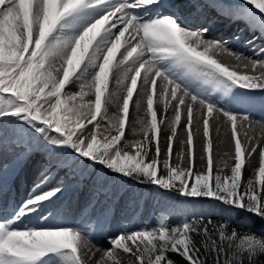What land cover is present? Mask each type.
<instances>
[{
    "label": "snow or ice",
    "instance_id": "1",
    "mask_svg": "<svg viewBox=\"0 0 264 264\" xmlns=\"http://www.w3.org/2000/svg\"><path fill=\"white\" fill-rule=\"evenodd\" d=\"M186 7L184 14L169 0H0V173L7 171L9 149L18 164L43 162L28 199L0 204V264H89L95 256L83 251L93 239L91 224L68 225L55 210L43 214L67 190L53 173L91 170L98 191L106 187L100 178L112 176L177 198H209L213 211L231 216L242 210L264 221V149L255 180L242 183L256 147H242L237 124L252 117L232 110L264 93V71L256 72L264 69V0H188ZM224 21L243 25L234 40L253 33L245 43L255 58L209 36ZM222 53L247 59L251 72L222 63ZM216 113L231 126L230 175H214L209 118ZM182 117L187 168L171 164ZM201 121L206 171L196 173L193 126ZM126 127L143 139L126 141ZM165 131L171 134L161 164ZM5 187L0 177V196ZM92 223L109 245L96 246L103 252L97 264H121L118 254L132 264H264V233L237 229L211 212L175 224L163 216L152 227L120 225L113 232L105 209Z\"/></svg>",
    "mask_w": 264,
    "mask_h": 264
},
{
    "label": "bare ground",
    "instance_id": "2",
    "mask_svg": "<svg viewBox=\"0 0 264 264\" xmlns=\"http://www.w3.org/2000/svg\"><path fill=\"white\" fill-rule=\"evenodd\" d=\"M169 2L172 3L173 10L179 8L180 12L184 14L189 11V9L186 7L188 0H169ZM210 15H215V13H210ZM238 27H243V25H229L227 21H224L217 24L209 33V36L211 38L229 41L228 47L235 53H243L245 57H253L252 46H249L245 43L246 40L252 38L253 33L245 31L241 34V39L239 41L234 40L233 36L234 34H238ZM261 43V41L256 42L257 45H260ZM260 58L264 59V56ZM217 59L240 72H251L252 70L251 64L247 59L242 58L238 61L235 56H230L227 53L218 55ZM244 65H248V67L245 68ZM261 71H264V69H260L259 67L256 69L257 73ZM71 91H78V87H73ZM262 101H264V93L257 91L255 93V100L252 104L243 106L236 105L232 108V110L236 112L249 113L253 122L260 123L253 126L249 121L238 120L237 131L242 143V147L247 149L251 145V141L243 140L244 137H249L251 140H254V144H256L254 146L256 147V152L251 157V167L244 168L245 174L249 172L250 168L255 167L257 169L259 167L261 160V150L264 149V107H261ZM220 102L223 103L224 101ZM133 115H135V109L134 106L130 104V119ZM139 116L141 119L144 118L143 111L139 113ZM209 120L211 140L226 139L224 130L215 129V126H212V120L217 126L226 125L231 139L233 140L231 126L226 122V118L223 117L222 114L216 113L213 115V117L209 118ZM165 123H167V121H165ZM185 124L186 120L182 117L181 124L177 129V136L173 141V156L171 159L172 166H180L183 168H187L189 164L188 145L185 147V149H181L182 147H180V141H187V131L184 127ZM88 127L91 130V125ZM138 127L139 126L137 125V128ZM161 127L163 128L164 125H161ZM170 134V131H165L162 133L164 139L161 143V146L163 147L160 157L161 164L167 158L165 155L167 150V136ZM193 135L194 139L196 137L200 141L205 139L203 135L202 121L198 124L194 122ZM241 136L243 138H241ZM260 137L261 140L258 141L257 139ZM134 139H143V136L142 134L133 136L127 131L126 127L125 140L131 141ZM215 151H218L216 155ZM182 152L183 159L181 160ZM151 155H155L154 144L152 146V151L149 153V156ZM213 155L214 170L222 169V171H226L228 167L234 165L235 148L227 150L226 147L223 146L221 149H213ZM205 159V152L200 154H196L195 152L194 172L197 171L198 166H206ZM3 163L7 165V171L0 173V177H2L6 187L4 194L0 196V204L17 205L20 198H22L24 195H28L30 191L32 192L33 185L38 179L43 162L40 159H36L34 161H28L26 164H18V162L13 159L11 150L9 149V153ZM217 165H219V168L216 167ZM53 176L56 177L57 180H63L67 190L58 201L52 205H49L46 209L49 212L55 210L68 225H73L77 221H84L85 223L91 224L89 231L90 235L93 236V239L91 240L93 246L89 245L87 241H85L84 244L86 247L83 248V251L91 249V252H89L88 255L95 253L93 259H95V257L98 255L101 257L103 254V252L96 251V246H100L102 248L109 247L107 239L100 236L99 234H96L95 225L92 223V220L105 209L108 210L109 218L112 220L113 232H115L116 227L120 225H123L125 228L137 229L146 226L152 227L155 225L152 221L146 222L144 220H132V217L135 214L134 212L138 210L139 207L143 206L141 197L144 192H140L139 189L130 182L126 184L122 182L118 183L114 177L110 176L108 183L105 184L106 187L98 191L97 186L99 185V181L93 182V178L88 179L87 176L83 175H65L64 172H60L58 177L56 176V173H53ZM48 211L45 212V214H48ZM118 258L121 261V264H132V261H130L126 255L118 254Z\"/></svg>",
    "mask_w": 264,
    "mask_h": 264
},
{
    "label": "rangeland",
    "instance_id": "3",
    "mask_svg": "<svg viewBox=\"0 0 264 264\" xmlns=\"http://www.w3.org/2000/svg\"><path fill=\"white\" fill-rule=\"evenodd\" d=\"M258 123V122H256ZM251 124V123H250ZM252 125V124H251ZM219 129L224 130L226 139H212V145L213 149H221L223 146L226 147L227 150H230L234 148V141L231 139L229 130L225 126H221ZM241 138H243L241 136ZM243 140L251 141V145L247 149H251L256 144H254V140H251L249 137H244ZM258 141L261 140V137L257 139ZM186 141V140H185ZM184 140L180 141V147L181 149H185L187 146V142ZM206 144V139H203V141H200L197 139V137L194 139V151L196 154L204 153ZM254 144V145H253ZM161 149L163 147L161 146ZM218 152V151H217ZM215 151V155L217 154ZM154 158V155H151L148 157L149 160ZM230 169L231 167H228L226 171H220V170H214L215 174L220 175H230ZM254 169L255 167L250 168L249 172L245 174V170H242V183H246L249 179L255 180L254 176ZM258 169V168H257ZM206 171V166L200 165L198 166V169L196 173H203ZM91 173V175H89ZM83 176H87L88 179H92L93 182L100 183V180L97 178L96 173H92L91 170L89 172L84 173ZM101 180H104V184L108 183L110 176L107 178L101 177ZM118 181V180H117ZM120 181H118L119 183ZM130 183L134 184L133 182L129 181ZM140 192H144V194L141 197V200L143 201V206L139 207L138 210H136L132 217V220H138V221H152L155 225L159 222L160 218L163 216H168L169 221L172 222V224L177 223V221L185 217L187 214L195 211H201L202 209H205L206 205L210 203V199H200V198H184L180 197L177 198L176 194H172L165 191L160 190L156 186L151 185H139L134 184ZM258 187V185H257ZM174 201V202H173ZM264 223V221H262ZM87 243L91 246H93L92 242L87 241ZM103 258V254L100 257L99 255L95 257V259L89 261L90 264H96L97 261Z\"/></svg>",
    "mask_w": 264,
    "mask_h": 264
},
{
    "label": "trees",
    "instance_id": "4",
    "mask_svg": "<svg viewBox=\"0 0 264 264\" xmlns=\"http://www.w3.org/2000/svg\"><path fill=\"white\" fill-rule=\"evenodd\" d=\"M172 194H175V193H171V195ZM200 199H209V198H200ZM201 212L205 213L206 215L209 212H211L214 219H230L232 225L236 227L237 229H240V230L250 229L252 232L257 233V234L264 233V223L259 218H256L252 216L251 214H248L242 210H237L231 216L223 215L220 213L219 209H216L215 211H213V205L211 204V202L208 205H206L205 209H202L201 211L191 212L187 214L185 217L191 216L194 214H199ZM174 258L177 260H180L178 256Z\"/></svg>",
    "mask_w": 264,
    "mask_h": 264
}]
</instances>
